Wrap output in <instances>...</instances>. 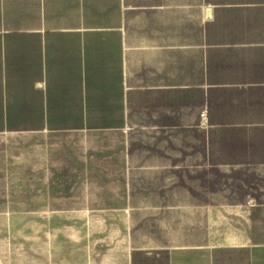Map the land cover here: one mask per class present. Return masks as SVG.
Returning a JSON list of instances; mask_svg holds the SVG:
<instances>
[{
  "label": "crops",
  "instance_id": "crops-1",
  "mask_svg": "<svg viewBox=\"0 0 264 264\" xmlns=\"http://www.w3.org/2000/svg\"><path fill=\"white\" fill-rule=\"evenodd\" d=\"M93 210L73 264H264V0H0V216Z\"/></svg>",
  "mask_w": 264,
  "mask_h": 264
},
{
  "label": "rangeland",
  "instance_id": "rangeland-1",
  "mask_svg": "<svg viewBox=\"0 0 264 264\" xmlns=\"http://www.w3.org/2000/svg\"><path fill=\"white\" fill-rule=\"evenodd\" d=\"M95 185L94 189H98V184ZM94 196L98 198V195ZM104 216L101 210L0 216V264H73L72 247L82 248V254L74 257L79 260L78 257L86 252L84 243H71L70 238L66 237L71 234L69 226L55 225L54 217L60 218L59 222L67 218H90L93 221L91 230L95 233L92 240L102 243L103 231L106 230L102 225ZM63 253L67 257L64 260Z\"/></svg>",
  "mask_w": 264,
  "mask_h": 264
},
{
  "label": "built area",
  "instance_id": "built-area-1",
  "mask_svg": "<svg viewBox=\"0 0 264 264\" xmlns=\"http://www.w3.org/2000/svg\"><path fill=\"white\" fill-rule=\"evenodd\" d=\"M204 114V110H201L200 111V115H203ZM204 116V115H203Z\"/></svg>",
  "mask_w": 264,
  "mask_h": 264
},
{
  "label": "water",
  "instance_id": "water-1",
  "mask_svg": "<svg viewBox=\"0 0 264 264\" xmlns=\"http://www.w3.org/2000/svg\"><path fill=\"white\" fill-rule=\"evenodd\" d=\"M207 13H208V10H207Z\"/></svg>",
  "mask_w": 264,
  "mask_h": 264
}]
</instances>
